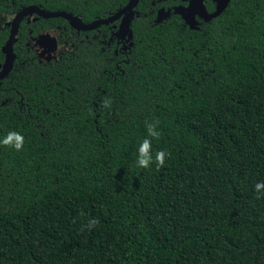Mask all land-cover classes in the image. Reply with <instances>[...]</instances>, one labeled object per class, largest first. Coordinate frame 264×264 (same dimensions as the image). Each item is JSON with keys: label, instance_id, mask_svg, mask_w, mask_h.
I'll return each mask as SVG.
<instances>
[{"label": "trees", "instance_id": "1", "mask_svg": "<svg viewBox=\"0 0 264 264\" xmlns=\"http://www.w3.org/2000/svg\"><path fill=\"white\" fill-rule=\"evenodd\" d=\"M128 2L0 0V64L25 6L87 23ZM172 3L138 0L125 43L118 21L22 19L0 80V139L24 136L22 151L0 146V264H264V0H230L195 29L156 20ZM54 29L46 60L35 41ZM156 119L153 155H170L138 168Z\"/></svg>", "mask_w": 264, "mask_h": 264}, {"label": "water", "instance_id": "2", "mask_svg": "<svg viewBox=\"0 0 264 264\" xmlns=\"http://www.w3.org/2000/svg\"><path fill=\"white\" fill-rule=\"evenodd\" d=\"M138 0H129V2L120 8L116 13L105 17L98 18L91 22L83 23L79 17L64 11H44L39 6L31 4L23 7L21 10L16 12L12 18L6 22L10 27L8 38L6 39L4 45L1 48L2 53L5 56L3 64H0V80L3 79L12 69L13 63L15 60V54L13 51V44L17 39L19 25L24 17L27 16L28 21H32V15H36V18H55L62 17L69 21V24L72 28L78 31H87L91 30L99 25H105L113 23L118 20L122 15L121 22L118 27L117 34L120 37L127 35V40H130L132 37V30L130 23L135 16L134 7L136 6ZM215 2V9L209 13L206 10L203 0H189L187 6H175L173 8L174 13L179 14L184 22L191 29H195L196 21L194 15H197L202 20L209 21L210 18L217 17L220 15L224 9L227 7L230 0H213ZM170 9L160 8L156 12V20L161 21L163 18L169 16ZM58 38L55 35L54 30H48L40 34L35 41V46L39 52V56L50 60L55 56V51L57 49Z\"/></svg>", "mask_w": 264, "mask_h": 264}, {"label": "clouds", "instance_id": "3", "mask_svg": "<svg viewBox=\"0 0 264 264\" xmlns=\"http://www.w3.org/2000/svg\"><path fill=\"white\" fill-rule=\"evenodd\" d=\"M112 106L111 98H104L103 107L110 108ZM160 121L158 119L151 122L145 121V128L147 136L139 143L135 155V165L138 168L147 169L155 163L157 169L165 165L166 157L170 155L166 150H157L155 155L152 152V138L159 139L161 132L159 129ZM0 146L13 148L16 151H22L24 146V136L17 131L8 132L2 139H0ZM254 190L261 193L264 190V182H257L254 185ZM257 198H260L259 195ZM96 220H91L87 227L92 228L96 225Z\"/></svg>", "mask_w": 264, "mask_h": 264}, {"label": "flooded vegetation", "instance_id": "4", "mask_svg": "<svg viewBox=\"0 0 264 264\" xmlns=\"http://www.w3.org/2000/svg\"><path fill=\"white\" fill-rule=\"evenodd\" d=\"M164 1H166V0H164ZM188 2H189V0H173V3L171 4V5H169V6H167V7H165V6H160L159 8H157L156 9V11H155V15H156V12H157V10L158 9H160V8H164V9H170V13L171 12H174L173 11V8L175 7V6H179V5H181V6H187L188 5ZM203 2H204V0H203ZM137 3H138V1H137ZM204 5H205V3H204ZM136 6H137V4H136ZM136 6L134 7V10H135V16H136V14H137V9H136ZM206 7V6H205ZM170 13H169V15H170ZM34 15V14H33ZM32 15V18L34 19V16ZM134 16V17H135ZM123 17V15L118 19V20H116V21H118V23L120 24V22H121V18ZM168 17V16H167ZM196 17H198L197 15H194V18H196ZM12 18V17H11ZM198 18H200V17H198ZM35 19H36V17H35ZM119 24L117 25L118 27H119ZM54 31H55V35L57 36V38H58V34H57V30L56 29H54ZM44 33V32H43ZM59 41V40H58ZM127 41V39H125V40H123V42L125 43ZM57 44H58V46H57V49H56V51H55V53L57 54V53H59L60 52V45H59V42H57ZM55 54V55H56Z\"/></svg>", "mask_w": 264, "mask_h": 264}, {"label": "rangeland", "instance_id": "5", "mask_svg": "<svg viewBox=\"0 0 264 264\" xmlns=\"http://www.w3.org/2000/svg\"><path fill=\"white\" fill-rule=\"evenodd\" d=\"M10 19H11V18H10ZM10 19H9V20H10Z\"/></svg>", "mask_w": 264, "mask_h": 264}]
</instances>
